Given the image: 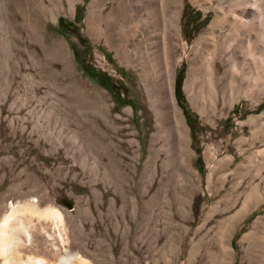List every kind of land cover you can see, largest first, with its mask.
Returning <instances> with one entry per match:
<instances>
[{
    "label": "rangeland",
    "instance_id": "rangeland-1",
    "mask_svg": "<svg viewBox=\"0 0 264 264\" xmlns=\"http://www.w3.org/2000/svg\"><path fill=\"white\" fill-rule=\"evenodd\" d=\"M120 1L0 0V225L41 211L8 219L14 257L264 264V78L212 84L194 44L242 0H179L160 66L144 33L124 42Z\"/></svg>",
    "mask_w": 264,
    "mask_h": 264
},
{
    "label": "bare ground",
    "instance_id": "bare-ground-1",
    "mask_svg": "<svg viewBox=\"0 0 264 264\" xmlns=\"http://www.w3.org/2000/svg\"><path fill=\"white\" fill-rule=\"evenodd\" d=\"M241 2L243 3L240 11L236 8L238 12H233L232 7L227 13L215 12L208 27L199 34L194 44L197 47L196 50H199L196 53L200 52L210 66L207 71L212 84L219 83L221 87L247 93L256 89L264 78V0H242ZM178 5L179 0L120 1L116 9L117 15H122L121 19L124 22L121 29L127 33L123 38L124 42L133 39L134 36L130 31L144 33V37L140 40L135 37L134 40L152 47L149 52L154 55L149 58L150 64H156L155 66H160L161 63L168 64L173 57ZM157 32H161V35L156 36ZM152 38L154 41H151ZM167 68L165 70L167 75H165L169 79ZM220 71H222L221 77L217 74ZM196 75L198 74L195 68H189L184 84L186 91L192 92L197 79ZM36 207L30 203L22 204L19 207H12L4 216L2 227H0L1 264H12V261L17 260L12 251L14 237L6 235V229H4L8 219L19 211L40 213L41 211ZM45 214L51 215L50 217H59V213L52 209H47ZM15 264L22 263L17 260Z\"/></svg>",
    "mask_w": 264,
    "mask_h": 264
},
{
    "label": "trees",
    "instance_id": "trees-1",
    "mask_svg": "<svg viewBox=\"0 0 264 264\" xmlns=\"http://www.w3.org/2000/svg\"><path fill=\"white\" fill-rule=\"evenodd\" d=\"M199 16V13L197 12L196 15H195V18H197ZM57 22L58 24L62 22V19L61 18H58L57 19ZM86 69H87V72L89 75L93 76L92 74V70L89 68V66H85ZM103 74H100V77H102ZM174 90H175V93L178 94L179 93V85H178V77L176 76L175 77V82H174ZM123 103H125V101H123ZM197 160V159H196Z\"/></svg>",
    "mask_w": 264,
    "mask_h": 264
}]
</instances>
